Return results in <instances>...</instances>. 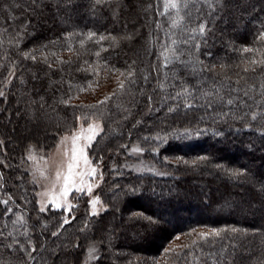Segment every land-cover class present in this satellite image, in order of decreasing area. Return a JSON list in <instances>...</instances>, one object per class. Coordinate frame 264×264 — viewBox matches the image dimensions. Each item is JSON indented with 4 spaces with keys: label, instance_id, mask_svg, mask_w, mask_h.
Listing matches in <instances>:
<instances>
[{
    "label": "trees",
    "instance_id": "1",
    "mask_svg": "<svg viewBox=\"0 0 264 264\" xmlns=\"http://www.w3.org/2000/svg\"><path fill=\"white\" fill-rule=\"evenodd\" d=\"M0 93V264H264V0H0ZM92 121L106 211L41 212L29 149Z\"/></svg>",
    "mask_w": 264,
    "mask_h": 264
},
{
    "label": "rangeland",
    "instance_id": "2",
    "mask_svg": "<svg viewBox=\"0 0 264 264\" xmlns=\"http://www.w3.org/2000/svg\"><path fill=\"white\" fill-rule=\"evenodd\" d=\"M113 90V85H105L101 88V92L93 93L94 97H100L101 93H109ZM91 97V96H90ZM20 106V105H19ZM21 109V106H20ZM11 110V109H10ZM18 113L21 116L15 117ZM22 113V114H21ZM6 115V112H5ZM15 117V119L13 118ZM12 120L9 123L7 139L10 142L18 143V135H24L28 131L27 113L20 112L19 109L11 112ZM25 120L19 122L18 120ZM24 127V129H23ZM103 124L99 121H92L89 124L79 123L78 128L71 134L64 135L60 138L57 146L50 152H39L35 148L28 151V174L31 181L38 188V206L39 210L43 208L46 212L49 209L64 210L66 214H70L74 204L72 197L86 195L89 199L90 210L93 215L99 216L106 211L99 197V187L102 183V169L96 167L89 156L88 150L92 144L103 133ZM14 132V133H13ZM27 135V134H25ZM30 137V136H27ZM130 159L123 163V168L131 171L136 175H152L156 177H166L167 172L158 167L153 166L144 157V151L137 146H133L129 150ZM94 169V171H92ZM210 177V176H207ZM194 186L198 184L200 191L206 194L207 185L200 180L193 182ZM232 190L241 191V187L228 186ZM197 188V189H198ZM79 189V190H78ZM66 190V194H65ZM258 210H263V203L256 201ZM60 207L57 208L56 205ZM238 204L224 203L218 208L224 213H231ZM70 206V207H69ZM262 212V211H261ZM258 213V212H257ZM260 213V211H259ZM231 215V214H230ZM208 231L200 229L196 235L206 234ZM185 239L178 236L172 242V249L182 248ZM98 258V245H92L86 255V262L92 263Z\"/></svg>",
    "mask_w": 264,
    "mask_h": 264
},
{
    "label": "snow or ice",
    "instance_id": "3",
    "mask_svg": "<svg viewBox=\"0 0 264 264\" xmlns=\"http://www.w3.org/2000/svg\"><path fill=\"white\" fill-rule=\"evenodd\" d=\"M97 2H99V0H97ZM173 6H175V5H173ZM33 58H34V57H33ZM0 95H2V93H0ZM92 171H94V169H93ZM78 190H79V189H78ZM65 194H66V190H65ZM5 203H6V202H5ZM56 207L59 208L60 205L57 204ZM69 207H70V206H69ZM41 211H44V209L42 208ZM213 234H214V235H218L219 233L214 231ZM201 235L203 236L204 234H201Z\"/></svg>",
    "mask_w": 264,
    "mask_h": 264
}]
</instances>
